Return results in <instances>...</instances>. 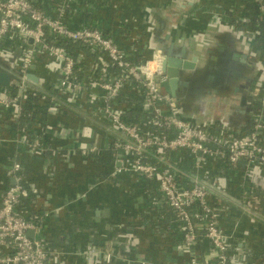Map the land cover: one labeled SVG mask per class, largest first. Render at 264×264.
<instances>
[{"label":"crops","instance_id":"1","mask_svg":"<svg viewBox=\"0 0 264 264\" xmlns=\"http://www.w3.org/2000/svg\"><path fill=\"white\" fill-rule=\"evenodd\" d=\"M70 4L71 27L88 24L102 29L136 62L152 58L157 50L162 52V39L168 38L187 49V58L199 55V65L221 62L234 69L232 75L202 88L208 92L178 95L177 99L190 122L220 125L237 136L252 125L255 103L264 86V28L247 25L248 29L240 30L235 24L251 17L253 7L263 10V0H70ZM58 5L57 0H40L39 6L54 15ZM155 7L164 15L152 13L147 18V8ZM172 11L175 18L171 20L168 13ZM2 48L0 55L12 57L20 54L23 43L19 38L6 37ZM236 54L248 57L236 60ZM212 70L215 76L216 69ZM31 72L46 77V90L57 80V74L45 70L42 62ZM96 105L86 94L78 106L81 110H72L73 106L65 103L56 115L44 111L43 122L34 125L33 133H45L49 148H62L63 155L58 156L51 150L30 152L16 142L20 131L12 129V113L1 111L0 189L14 185L8 168L13 160L19 161L36 190L23 200L19 213L40 224L39 231H30L29 235L43 238L51 248V264H94L87 255L90 249L119 252L120 242H128L132 252L125 251L123 259L118 258L114 264H190L182 245L184 224L162 201L157 182L129 172L110 179L118 165L111 149L95 158L81 153L69 160L64 158L66 145H75L76 139L59 136L63 126L92 134L91 138L84 135L83 140L106 146L104 124L94 115ZM131 116L140 117L141 110L132 111ZM173 158L187 173L204 180L213 193L212 202L222 206L220 226L230 237L229 252L236 262L232 264H264V189L246 179L243 166L231 168L213 159L196 168L186 150L173 152ZM252 187L254 200L248 196ZM196 249L200 257L207 258L210 242L202 239ZM207 263L210 261L201 260V264Z\"/></svg>","mask_w":264,"mask_h":264},{"label":"built area","instance_id":"2","mask_svg":"<svg viewBox=\"0 0 264 264\" xmlns=\"http://www.w3.org/2000/svg\"><path fill=\"white\" fill-rule=\"evenodd\" d=\"M57 1L58 9L53 15L32 0H0V52L6 37L19 38L23 43L14 67L22 83L17 91L3 88L0 112L9 110L13 122L17 121L28 91L38 92L44 98L49 94L47 115L58 114L65 103L73 106L72 110L80 109L78 106L88 94L89 102L97 103L94 115L104 124L106 146L83 140L85 136L93 137L92 134L63 126L58 135L76 139L75 145H66L64 158L69 160L76 153L91 158L111 149L118 165L110 179L129 172L159 184L162 201L184 224L182 245L190 264H201L202 259L210 261L207 264L236 263L229 252L230 237L220 226L222 206L212 202L213 193L207 183L187 173L173 158V152L188 151L196 168L213 159L226 162L231 168L238 167L240 160L264 168V88L260 107L253 111L252 125L241 135L229 133L220 125L190 122L178 99L162 86L166 75L161 73L160 50L152 58L136 62L102 29L88 24L71 27L70 0ZM60 40L70 43L72 50L59 46ZM88 59L91 63H87ZM41 62L57 74L49 90L26 80L31 67ZM136 106L141 109L140 119L130 121ZM19 131L15 141L30 152L42 154L51 150L54 156L63 155L62 148H49L33 130ZM242 170L247 171L245 167ZM8 171L16 183L0 189V264H51V248L43 238L29 235L30 231L38 232L40 224L19 213L20 205L29 196L25 185L32 184L19 161L13 160ZM253 188L248 193L250 200H254ZM31 190L36 193L33 186ZM202 239L210 242L207 258L200 257L196 249ZM100 252L107 253L108 262L114 257L112 251L99 247H93L87 255Z\"/></svg>","mask_w":264,"mask_h":264},{"label":"water","instance_id":"3","mask_svg":"<svg viewBox=\"0 0 264 264\" xmlns=\"http://www.w3.org/2000/svg\"><path fill=\"white\" fill-rule=\"evenodd\" d=\"M32 2L36 5H40V0H32ZM162 52H163V60H162L161 73L167 76L166 80L162 82V86L164 87L166 92H168L173 97L177 98L178 97L177 90L179 89V86L189 85V81L181 79L183 71L194 70L199 65L201 58L199 55L192 56V58H187V54H186L187 49L185 47L182 48V51H180V53H175L174 43L172 44L169 50H164ZM21 54L22 51L20 52V54L13 57V61H16L17 57L20 56ZM239 57L242 58L240 59ZM247 57H248L247 54H243L242 56L241 54H236L235 59L244 60ZM44 68L45 70H47L50 68V66L45 65ZM31 69L34 71L36 69V65L34 64L31 67ZM15 70L16 68L13 67L10 68L6 65H3L2 61H0V98L3 97V91H2L3 88L6 87L18 88L21 85L22 81L16 75ZM26 80L38 87H43L46 81V77L44 75L39 77L36 75V73L29 72L26 75ZM239 165L243 166V168L244 167L246 168L247 171H245V177L247 180L256 184L260 188L264 189V168L253 164L247 165V163L244 160H240ZM13 183L14 184L16 183L15 179L13 180ZM120 247L122 250H119V252L113 251L114 257H112L109 262L107 261L106 252H102V253L100 252L97 253L96 255L89 254L88 257L94 259V264H114L118 258L123 259L125 251L128 253L132 252V247L131 245H129L128 242H124V243L120 242Z\"/></svg>","mask_w":264,"mask_h":264},{"label":"trees","instance_id":"4","mask_svg":"<svg viewBox=\"0 0 264 264\" xmlns=\"http://www.w3.org/2000/svg\"><path fill=\"white\" fill-rule=\"evenodd\" d=\"M264 2V0H263ZM252 12L251 17H247L244 18L243 20H240L238 22V24L236 23L235 26L237 25V27H239L240 30H243L245 28H247V25H251L254 28H257V26L264 28V8L263 10H261V8H252ZM152 13H159V14H163L164 12L162 9H160L159 7H155V8H147L146 10V14H147V18L148 16L152 15ZM168 16L171 17V20L175 18V14L174 12H169ZM234 25V24H233ZM248 29V28H247ZM58 45L62 46L64 48L67 49H71L72 50V46L70 43L66 42L65 40H60L58 41ZM1 56V55H0ZM2 61V59H0ZM264 88V86L262 87V89ZM9 89L11 90H15L17 91L18 88H12L10 87ZM51 101V98L49 97V94L46 93L45 98L42 97V95L38 92L35 91H28L27 93V99L25 101V103L23 104V112L21 117L13 122V127L12 129L16 130H20V129H27V130H34L33 127L37 122H43L41 120H43V118L45 117L46 112L45 111V106H47L49 104V102ZM256 107H260V102L255 103ZM141 109H139L137 106L133 111H140ZM40 116V120H38ZM139 116L136 117H129L128 120L130 121H134V120H139ZM41 136V140L44 142V144L47 145V143L49 142V140L47 139L45 133H40ZM47 142V143H46ZM26 191H29V195L31 196L32 194V190L30 185L27 183L25 185Z\"/></svg>","mask_w":264,"mask_h":264},{"label":"flooded vegetation","instance_id":"5","mask_svg":"<svg viewBox=\"0 0 264 264\" xmlns=\"http://www.w3.org/2000/svg\"><path fill=\"white\" fill-rule=\"evenodd\" d=\"M174 43V51L175 53H180V51H182L183 47H177L175 42H171L168 38H163L162 42H161V49L164 50H169L172 46V44ZM223 49H219V52L222 54ZM186 54H188V52H186ZM224 54V53H223ZM0 58L2 59V64L6 65L8 67H15L16 66V61H13V58L9 56V54H3L0 56ZM221 63V62H220ZM215 63L213 65L208 64L205 65L204 63H201L199 66H197L194 70H187V71H183V74L181 76V79L183 80H187L189 81V85L188 86H179V89L177 90L178 95L180 96H185L187 93H189V95H192V93H197V94H201L202 91L208 92V89H202V88H209V86L211 84H214V80H220L223 79L226 75H232L235 70L234 69H228L223 63ZM198 67H200L201 70H205L207 68L208 73H201V76L199 74L200 69H198ZM214 70V74L215 76H211V74L213 72H211V70ZM212 70V71H213ZM194 71V72H193ZM167 78V76H166ZM198 78V79H197ZM212 79V80H211ZM201 83V85H200ZM203 84V85H202ZM179 101V100H178ZM182 111H183V106L181 105V103L179 102ZM231 244V243H230ZM232 246V244H231Z\"/></svg>","mask_w":264,"mask_h":264},{"label":"rangeland","instance_id":"6","mask_svg":"<svg viewBox=\"0 0 264 264\" xmlns=\"http://www.w3.org/2000/svg\"><path fill=\"white\" fill-rule=\"evenodd\" d=\"M201 73H202V74H204V73H208V70H207V69L202 70Z\"/></svg>","mask_w":264,"mask_h":264}]
</instances>
